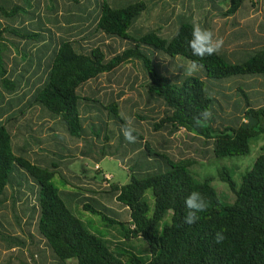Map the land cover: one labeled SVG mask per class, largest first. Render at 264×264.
I'll return each mask as SVG.
<instances>
[{"label":"trees","instance_id":"obj_1","mask_svg":"<svg viewBox=\"0 0 264 264\" xmlns=\"http://www.w3.org/2000/svg\"><path fill=\"white\" fill-rule=\"evenodd\" d=\"M48 1L50 6L43 20L50 22L52 17V25L57 28L55 0ZM122 1L125 0H98L95 32L131 42V47L118 53L104 46L101 41L89 42L86 49L85 43L92 38L90 36L60 40L47 65V77L38 87V77L37 83L30 85L37 68L30 63L31 58L26 60L28 55L22 52L21 46L27 47L29 53L32 49L39 51V45L42 44L46 48L47 37L42 35L51 34L53 29L45 27L41 31L32 28L34 22L42 21L37 12L39 6L33 0H0V86L4 90L0 92V99L3 98L2 94L14 96L17 90L26 87L31 97L26 105L31 107L32 103L36 104L43 114L52 117L61 127V132L57 134L60 139L56 142L58 149L51 145L52 138L44 141L38 132H34L37 128L33 121L35 115L27 121L21 111L26 106L10 114L6 124L3 118L9 109L0 112V206L7 202L8 194L14 195L13 204L22 201L19 184L11 176L15 167L21 168L35 186L33 192L29 196L24 194V197L27 196L33 202L29 212L36 215V230L53 256L51 264H66L71 260L75 261L73 264H264V144L251 170L242 177L238 191L229 177L222 179L235 195L232 204H225L212 187V179L198 181L191 174L201 156L198 160H195V156L175 160L164 152L156 153L159 149L152 147V140H145V129L157 134H174L182 129L203 139L201 145L209 143L216 159L249 155L251 141L264 135V107L254 108L249 104L246 92L235 89L233 93L243 97L244 110L232 120L233 126H223L220 130L212 122V116L216 113L213 102L218 101L220 91L226 100L229 96L223 87L215 86L228 84L233 88L248 78L260 80L264 86V46L245 54L243 59L231 58L227 52L223 54L221 51L204 58L194 56L188 45L192 30L195 26L204 28L207 17L214 16L211 11L202 14L199 20L181 22L170 35L156 29L146 34L135 33L138 35L135 38L130 35V31L148 7L139 0L128 3ZM217 1L224 3L217 7L226 9L214 7L213 10L220 14V18H229L248 0ZM249 1L255 8L257 0ZM69 2L80 5V0ZM25 21L30 22L27 27ZM18 22L21 26H15ZM142 46L151 48V51H141ZM11 47L16 50L19 60L27 61L24 64L25 71L19 75L20 79L13 78L16 70L11 69L10 65L16 64V61ZM193 62L197 65L194 71L200 76L192 72L194 75L185 76L184 80L178 76L173 80L158 73L161 68L159 64L162 63L167 64L168 68H188L187 64L193 66ZM134 63H140L147 74L148 82L144 86L146 94L163 104L160 112L151 106H147L144 112L138 111L139 102L133 99L122 103L117 98L102 96L99 91H85L87 84L97 82L103 75L118 73L124 66ZM129 105L132 111L126 118H132L130 126L134 127V135L139 140L135 157L137 160L141 158L142 162H145V158L160 159L165 171L159 174L151 172L148 162L145 163L148 168L145 171L136 169L137 164H133L127 170L130 175L128 182L121 184L114 182L113 177L111 180L106 179L107 173L101 170L97 173L101 174L100 195L103 197H95V203L102 208L101 211L114 216L117 214L104 205L105 201L110 202L111 206L126 209L129 220L125 224L115 220L109 222L112 226H120L121 236L125 240L145 241L147 255L143 258L130 251L111 252L107 241L83 227L63 200L64 193L53 184L58 176L67 186L73 182L71 187L77 190L86 185L84 176L67 171V166L63 164L62 155L66 151L67 139L71 143H83L84 149L96 152L101 149V157L117 159L112 152H105L98 140L103 138L106 143H110L106 134L108 121L113 126V134L116 132L114 128L118 129L117 133L127 129L120 111L126 112ZM101 110L105 113L104 119L100 117ZM204 113L210 115L205 118ZM15 116L24 134L20 133L21 130L19 134L13 132L15 128L10 122ZM141 122L145 123V128ZM99 130L104 132L103 137L98 134ZM19 136L25 137L21 139ZM30 137L35 143L34 148L45 146L46 151L53 154L50 163L38 158L39 153L32 152L33 149H25L29 146L28 141L31 142ZM16 139L24 141L26 146H19ZM29 153H35V158L28 156ZM194 191L203 195L208 208L197 214L195 223L187 224L185 217L188 209L184 201ZM89 192L86 190L87 196ZM148 193L151 206L145 201ZM82 208L92 214H99L89 204H84ZM167 215L169 219L160 228ZM217 232L224 237L220 242L216 241ZM16 245L14 240L8 241L9 247ZM27 264L32 263L29 260Z\"/></svg>","mask_w":264,"mask_h":264},{"label":"rangeland","instance_id":"obj_2","mask_svg":"<svg viewBox=\"0 0 264 264\" xmlns=\"http://www.w3.org/2000/svg\"><path fill=\"white\" fill-rule=\"evenodd\" d=\"M6 1H13L14 0H6ZM36 5L39 6L38 13L42 17L41 22H34L31 26L32 28H37L38 30H45V27H50L52 30L51 34L44 33L42 36L47 37L45 43L47 47L39 45V51L32 49L30 52L34 53L31 57L29 53V49L27 47L21 46L22 52L28 55V59L33 67L37 68V72L32 75V77L40 78V82H38V87L43 82V80L47 77V65L51 62L53 58L54 51L56 48L57 42L63 39H70L71 40V31L70 29L80 23L77 21L78 16L81 14L77 9H72L75 5H72L69 0H55L54 6L57 9V13L54 17L57 20L55 24L57 28L52 25L53 18L50 17V22H46L44 19V15L46 13V9L50 6V2L48 0H33ZM134 0H125L122 3H128ZM146 3L148 9L146 12L142 14L139 20L136 21L135 25L133 26L132 30L130 31V35L132 37H138L135 33L138 34H146L153 30L160 29V32L165 33L167 35L172 34L177 25L181 22L189 23L192 21L199 20L203 17L202 14L205 12H212V7L217 5H224L222 2H218L217 0H139ZM87 3V8H97L98 0H80V3ZM203 12V13H200ZM95 11L87 12L84 14L86 16H90V18L95 15ZM214 16H208L205 23L206 26L204 28L211 30L215 36V33L219 34L222 30V22L221 18H218L215 12L212 13ZM27 17V16H26ZM47 23V24H46ZM30 24L29 21H25L24 25L27 27ZM15 26H21V23H16ZM217 34V35H218ZM91 36V35H90ZM115 40L109 41L106 44V40L104 41V46H109L115 52H120L123 50L122 48H129L131 47V42H124L120 41L116 38ZM89 43H85V48L87 49ZM124 44V45H123ZM12 56L14 57L16 64L13 63L10 65L11 69H15L16 72L14 74V79H20L19 75L25 71L24 64L20 59V57L16 56V50L11 47ZM106 49V48H105ZM151 51V48H147L142 46L141 51L144 50ZM256 48H253L251 45H241L238 50L236 51V56L238 58L244 57L245 54L252 52ZM107 50V49H106ZM188 68L179 67L173 68L167 67V64H159V74L160 76L166 79H175L178 76L179 79L184 80L185 76L189 77L194 75L192 72L196 69H193V66L189 63L187 64ZM192 68V69H191ZM191 69V70H190ZM195 74L198 75L196 72ZM200 76V74L198 75ZM30 77V76H29ZM108 78L110 79L108 81ZM118 80H120L119 85H124L123 88H119L117 85ZM1 82V80H0ZM100 85L102 84H109L111 86L117 85L115 88L116 91H102L99 92L101 95L105 97L112 96L113 98H117L121 96L122 103L130 102L133 99L136 102H139L138 111L144 112L147 106H151L157 112H160L163 109V104L159 100H155V98L146 94L144 90L145 84L148 82V77L145 71L143 70L140 63H134L124 66L117 74L104 76L98 81ZM137 82V83H136ZM136 83V84H135ZM254 85L252 87L256 89L257 85L253 82ZM21 87V86H20ZM224 88V92H227L229 98L226 100L222 97L221 91L219 92L218 101H214L213 105L215 107L216 113L212 116V122L215 123V127H218L220 130L223 126H233L232 120L237 118L239 114L244 110V100L243 97L236 93L233 95L232 93L235 89H240L246 92L247 98L249 100V104L253 105L254 100V93L253 91H246L247 86L241 84L239 87L234 86L233 88L231 85L224 84L223 86H215V88ZM32 90V89H31ZM120 90V92H119ZM86 92H89L87 88L85 89ZM0 92H4V90L0 86ZM1 94V93H0ZM250 94V95H249ZM261 97L259 101L264 102V89L261 90ZM0 99V112L4 110L5 117L3 121L6 124V120L10 118V114H15L19 111V109L26 106L23 110V113L26 115L27 121L33 119L35 115H38L39 108L36 104H31V107H28V102L31 100L30 94L28 90L25 88H20L14 96H9L6 94H2ZM158 106L156 109L155 107ZM132 111L131 105L128 106L126 112L120 111V115L124 120V124L126 128H134L130 126L129 117ZM37 113V114H36ZM101 119L105 118V113L101 110L100 111ZM24 116V115H23ZM104 117V118H103ZM14 120L10 122L11 126H14L15 129H12L15 134H19V130L23 133V129L20 127L18 122V117H13ZM21 118V117H20ZM140 123V122H139ZM53 125L55 129L61 130L60 124L58 122H49L48 125ZM107 126V136L110 138V143H106V141L101 138L98 140L99 145L105 148V152H112L114 156L117 158L116 160L110 159L109 157H101V149H97L93 151L95 155L94 157L85 160L78 159L71 167V170H75V172L80 173L82 171L79 169L78 165H85L81 166L85 174L88 176H95V173L98 172L97 169L106 172L108 175H105L107 179L113 177L114 182H118L121 184H125L129 180V174L127 170L131 168V165L137 164L135 167L136 169H141L145 171L147 166L145 163H150L148 166L150 167L151 172L162 173L165 171V167L163 166L160 159L157 158H145V162H142L141 158L137 160L135 155H132L133 161L128 163V159L130 154L135 153L138 150V143L139 140L136 138L134 143H129L123 135V130L121 133H117L118 129L114 128L116 131L114 134L113 126L111 123L109 124L108 121ZM141 125H145V123L141 122ZM100 127V126H98ZM145 128V126H144ZM143 130V129H142ZM101 137L104 136V132L102 130L98 131ZM24 134V133H23ZM184 135L185 138L183 137ZM182 137V143H188L191 150L190 152H184V150L175 149L174 151L171 149L167 151V153L173 155V158L179 159L181 158H188L195 156V160L197 161V165L193 167L191 170V174L195 177L196 180L201 181L207 178L212 179V187L214 188L215 192L219 196L222 202L225 204H232L235 195L233 191L230 189L229 184L222 181V179L226 180L227 177L230 178L233 187L236 191L239 190L241 185L242 177L251 170L255 159L259 154L260 147L264 144V135L254 139L250 143V153L244 157H228L225 159H216L213 154L212 146H209V143H205L203 146L202 141L203 139L196 137L194 135L182 132L179 134ZM23 138L19 136V138ZM25 137V136H24ZM24 139V138H23ZM51 145L53 147L57 146L56 142L58 139L57 133L52 134ZM16 143L19 146H26L24 141L20 139H16ZM30 141H28L29 146H26L25 149H33L34 141L32 137H30ZM67 146L69 144L66 142ZM32 146V147H31ZM58 149L59 146H57ZM99 147V148H101ZM163 147V146H162ZM62 149V148H61ZM156 153L161 154V151L156 150ZM189 154V156L186 155ZM32 156L33 153H29L28 156ZM53 155V154H51ZM123 163V166L121 165ZM99 166H98V165ZM70 167V168H71ZM68 171V170H67ZM60 174V173H59ZM62 175V174H61ZM101 175V174H100ZM12 180L19 184L18 190L21 192L19 194L20 198L24 197V194L29 196L34 189V185L30 177L27 173L22 170L21 168L15 167L11 173ZM65 180L66 177H63ZM70 185L67 186L64 184L63 180L56 176L55 181L53 184L64 193L62 197L65 201L66 205L72 210L73 214L82 222L83 227L89 231L90 233L96 235L97 237L107 241L110 247V251L113 253H123L125 251H130L139 257H145L147 255L146 248L147 244L142 239H130L125 240L122 238L120 233V226H112L109 221L115 220L116 222L126 223L129 218L127 212L124 214L123 210L115 209V206H111L117 216L109 215L104 213L101 207H99L95 203V198L93 196L89 197L88 194L85 193L86 190H90L89 188L79 187L80 190L74 189L71 185H74L73 182H69ZM77 186V185H76ZM82 190H85L83 192ZM13 197L14 195L8 194V200L3 205L0 206V264H27L28 261L32 264H49L53 260V256L49 252L47 248L43 247V242L36 230V215L33 212H29V209H32L33 202L32 200H28L25 204L18 203L13 204ZM88 198V199H87ZM23 200V198H22ZM145 201L148 205L151 206V196L149 193L147 194ZM84 204H89L92 206L93 210L99 212V214H92L90 211H86L82 208ZM105 206H107L104 203ZM108 207V206H107ZM116 207H118L116 205ZM122 208V206H119ZM169 219V215L162 221L160 228L165 224V222ZM127 228V225H124ZM14 240L17 242L16 246L9 247L8 241ZM16 244V243H15ZM19 244V245H18ZM13 248L15 250H13ZM11 249L13 251H11ZM75 261L71 260L66 264H73Z\"/></svg>","mask_w":264,"mask_h":264},{"label":"crops","instance_id":"obj_3","mask_svg":"<svg viewBox=\"0 0 264 264\" xmlns=\"http://www.w3.org/2000/svg\"><path fill=\"white\" fill-rule=\"evenodd\" d=\"M87 3H80V5L78 6H74L72 7V9H77V11H79L81 14L78 16L77 21H79L80 23H77L76 25H74L70 31H71V39H80V38H84V37H88L90 35V40L87 41L89 42H95V41H101L102 43H104V41L106 40V44H108L109 41H113L115 40L114 38H110L107 37L101 33H97L95 32V24H96V15H93L91 18L88 19V16L84 15L87 14V12H91L92 11H96L98 10L97 8H87L86 7ZM214 7L218 8V9H226L225 7H217V6H213L212 7V12H215L213 9ZM215 14H217L216 16L218 18L219 17V13L215 12ZM213 15V14H212ZM223 26H222V30L221 32L218 34L217 31L215 33V37L222 40V47L220 49L221 53H228V55L231 56V58H238L236 56V51L238 50V48L241 45H251L253 48H261L264 46V0H257V5H255V8H253V4L248 0L245 2V4L243 5V7L233 16L229 17V18H221L220 19ZM218 34V35H217ZM124 45V44H123ZM125 47H123L122 49H124ZM113 50V49H111ZM114 51V50H113ZM115 52V51H114ZM122 69V68H121ZM120 69V70H121ZM119 70V71H120ZM118 71V72H119ZM117 74V73H115ZM32 75V74H31ZM114 74H111V76ZM106 75L101 76L97 82H92L87 84V86L85 88H87L88 90L92 91V92H102V91H116V87L117 85L119 86V88H123L124 85H119L120 84V80H118L117 85L111 86L109 84H102L100 85L98 81L101 80L102 77H104ZM110 76V75H107ZM32 79V78H31ZM36 77H34L31 81H30V85H35L37 83L36 81ZM110 79L108 78V81ZM241 84H244L247 86V93L248 91H253L254 93V100L253 101V107L254 108H259V107H264V102L259 101L260 97H261V90L264 89V86L262 85L260 80L257 79H253V78H248L246 80H241L240 81ZM255 82L256 84H258L256 87V89H254L252 87V85H254ZM238 87L241 85L239 83ZM120 92V90H119ZM234 94V93H232ZM235 95V94H234ZM250 95V94H249ZM103 96V95H102ZM119 98L118 100L121 101V96L117 95ZM108 98H112V96H109ZM37 114V113H36ZM34 123L36 124L37 128L36 131L34 132H38V136L42 137V139L45 141V139L48 138H52V129H54L57 133L59 134L61 131L58 129H55L53 127V125H48L49 122H56V120H53L52 117H49L45 114H43L40 110L38 112V115H36V119L34 118ZM40 130V131H39ZM184 131V130H183ZM146 136H145V140H149L151 139L153 144L152 147L155 149H159V151L164 152L165 154H168L170 156L173 157V155L167 153V151H170L171 149L174 151L175 149H179L184 150V152H190L191 148L188 145V143H182V137L179 136V134L182 132V129L179 130L178 132L174 133V134H169L168 132H164L162 134H157L154 133L152 130H146ZM21 133V132H20ZM186 133V132H185ZM186 135H184L183 137L185 138ZM24 138V137H23ZM67 143L69 144V146L66 147V151L65 153L62 155L63 157V164L67 166V170L68 171H72L74 172L76 175H80L81 177L84 176L86 178L85 180V184L83 185V188H89L91 192H89V197L90 195L93 196L94 198H101V196L103 197V195H100V186L102 184V181L100 179V175H98V173H95V176H88L87 174H85V172L83 171L81 166H85V165H78L79 169H81L82 171H80V173L75 172V170H71L72 169V165L80 158L82 160H87L89 158L94 157V153L92 150L90 149H84L83 147V143H71V141H69L67 139ZM67 145V144H66ZM163 146V147H162ZM45 146H33V151L32 152H38L39 153V157L40 159H42V161L44 162V160L47 163H50L52 161L51 157H52V153H48L49 150L46 151V149L44 148ZM186 153L187 156H189V154ZM36 154L33 153V158H35ZM132 155H136V151L135 153L130 154V157L127 158L128 162L133 161L134 159L132 158ZM56 156V155H54ZM175 160H177V158H174ZM179 159H183L181 157H179ZM36 163V162H35ZM39 164V163H36ZM150 164V163H149ZM98 165V164H97ZM99 166V165H98ZM71 167V168H70ZM102 170V168H101ZM101 170H98L101 171ZM103 171V170H102ZM104 172V171H103ZM106 173V172H104ZM108 175V174H106ZM33 192V191H32ZM94 192L98 193V194H94ZM92 193V194H91ZM23 198V200H22ZM21 198V202L25 204L28 201L27 196L22 197ZM96 202V200H94ZM109 208H111L110 202H104ZM112 209V208H111ZM115 209L119 210H123L124 214L126 212V209L124 208H119L115 206ZM121 212V211H119ZM43 242V241H42ZM42 248H46L43 242V247ZM13 251V250H12ZM52 263V261H51ZM49 263V264H51Z\"/></svg>","mask_w":264,"mask_h":264},{"label":"clouds","instance_id":"obj_4","mask_svg":"<svg viewBox=\"0 0 264 264\" xmlns=\"http://www.w3.org/2000/svg\"><path fill=\"white\" fill-rule=\"evenodd\" d=\"M223 41L216 38L211 30L206 28H202L200 26H195L191 33V39L188 41V45L192 50L194 56L199 58H204L205 56H212L217 54L221 47ZM197 65L193 62V69H195ZM210 114L204 113L205 118H207ZM132 118H129V124H132ZM134 128H127L123 135L124 138L129 143H134L136 141V136L134 135ZM186 209H188V214L185 217V223L193 224L198 219V213L205 212L208 208V202L203 197V195L194 191L190 193V195L184 201ZM224 239L222 233H216V241L220 242Z\"/></svg>","mask_w":264,"mask_h":264},{"label":"built area","instance_id":"obj_5","mask_svg":"<svg viewBox=\"0 0 264 264\" xmlns=\"http://www.w3.org/2000/svg\"><path fill=\"white\" fill-rule=\"evenodd\" d=\"M106 178V177H105ZM107 179V178H106Z\"/></svg>","mask_w":264,"mask_h":264}]
</instances>
